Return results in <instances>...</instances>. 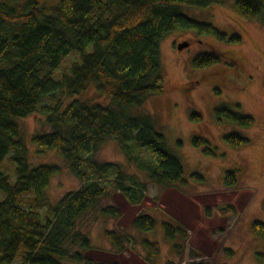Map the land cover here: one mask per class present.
I'll return each instance as SVG.
<instances>
[{
	"label": "trees",
	"instance_id": "obj_1",
	"mask_svg": "<svg viewBox=\"0 0 264 264\" xmlns=\"http://www.w3.org/2000/svg\"><path fill=\"white\" fill-rule=\"evenodd\" d=\"M224 1L0 0V264H122L88 257L94 245L81 223L113 191L140 205L150 182L165 189L189 185L181 157L169 149L159 119L140 107L164 91L161 43L170 34L189 30L225 42L240 40L239 34H228L186 11ZM233 4L241 16L264 24V0H233ZM228 58L233 62L234 58ZM222 61L221 53L202 51L191 63L194 68H206ZM90 88L107 102L85 97ZM214 89L220 93L218 86ZM32 114L40 115L30 137L36 153L54 152L80 180L78 188L56 201H50L47 189L62 172V165L30 162L20 122ZM214 116L218 122L243 128L255 122L251 115L226 103L214 109ZM191 117L203 120L195 110ZM42 121L47 126L44 129ZM223 138L232 147L251 140L240 131L226 132ZM108 140L118 142L127 161L144 172L147 181L128 174L119 163L95 160ZM193 143L202 145L207 154L218 151L203 136H195ZM141 147L158 158L150 155L146 160L136 153ZM7 159L13 174L2 169ZM237 172L226 171L227 188L236 187ZM192 177L205 180L200 172H193ZM216 208L220 214H235L232 204ZM101 212L113 219L122 216L115 204L102 206ZM205 214L213 216V208L208 206ZM158 223L149 211H141L131 227L152 233ZM161 225L164 237L181 255L189 231L175 219L162 220ZM252 230L264 239V222L253 221ZM104 233L114 253L138 244L149 264H156L161 254V244L155 239L138 238L119 228H106ZM226 252L233 254L229 248ZM191 255L201 257L200 253ZM257 257L264 263V251L257 252Z\"/></svg>",
	"mask_w": 264,
	"mask_h": 264
},
{
	"label": "rangeland",
	"instance_id": "obj_2",
	"mask_svg": "<svg viewBox=\"0 0 264 264\" xmlns=\"http://www.w3.org/2000/svg\"><path fill=\"white\" fill-rule=\"evenodd\" d=\"M187 13L203 21L212 22L228 34H239L238 42H225L209 36H199L195 31H177L161 43L165 77L164 91L148 99L141 111L154 114L160 122L170 150L177 152L184 166V177L189 185L183 189L162 188L149 183L148 193L140 205L129 203L119 191L103 197L96 209L89 212L82 221V228L88 232L94 247L86 255L90 258L122 264H149L143 257L142 246L136 244L118 254L111 251L104 230L119 228L135 233L138 238L149 237L161 244V254L156 264H188L205 261L207 264H264L257 252L264 251V239L253 234L252 223L264 222V24L258 19L241 16L234 8L233 0H226L203 8H190ZM189 42L179 50L177 44ZM202 51L221 53L223 61L206 68H194L193 57ZM234 58L233 62L228 58ZM73 56L66 60L67 66ZM232 65L229 68V65ZM227 71V74L225 72ZM216 77V78H214ZM215 79V80H214ZM219 87L216 93L214 87ZM85 97L106 103L93 88ZM230 104L242 113L251 115L255 122L248 128L237 124L218 122L214 109L221 104ZM202 114V121L193 120L192 111ZM39 114H32L21 120L27 140L30 162L60 163L62 172L55 176L47 189L50 201H56L67 191L75 190L80 180L72 174L65 162L54 152L39 155L31 144V134L38 127ZM42 129L46 124L41 122ZM240 131L250 137L247 144L232 147L223 135ZM195 136L206 137L216 154H207L202 145L193 143ZM136 153L146 160L158 157L141 147ZM100 163H119L128 174H138L147 181L145 173L135 164L129 163L115 140H108L94 155ZM6 173H14L9 159L2 165ZM229 169H237V185L227 188L224 177ZM193 172H200L205 180H194ZM15 176L13 177V180ZM107 204L117 205L122 216L113 219L101 212ZM232 204L235 214H220L216 207ZM210 206L214 214L206 216ZM141 211H149L159 223L152 233H140L131 227L134 217ZM175 219L189 231L190 238L184 243L181 255H177L172 244L166 240L162 220ZM227 248L233 251L229 255ZM200 253V258L191 254Z\"/></svg>",
	"mask_w": 264,
	"mask_h": 264
},
{
	"label": "water",
	"instance_id": "obj_3",
	"mask_svg": "<svg viewBox=\"0 0 264 264\" xmlns=\"http://www.w3.org/2000/svg\"><path fill=\"white\" fill-rule=\"evenodd\" d=\"M189 46V42H182L178 44V49L182 50L183 48Z\"/></svg>",
	"mask_w": 264,
	"mask_h": 264
}]
</instances>
